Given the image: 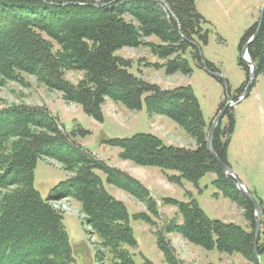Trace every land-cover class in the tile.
<instances>
[{
	"label": "trees",
	"instance_id": "obj_1",
	"mask_svg": "<svg viewBox=\"0 0 264 264\" xmlns=\"http://www.w3.org/2000/svg\"><path fill=\"white\" fill-rule=\"evenodd\" d=\"M164 1L179 22L164 4L153 0H0V83L19 80L23 74L37 75L99 121L103 120L105 99L138 111L145 98L148 114L171 118L194 137L197 146L168 145L155 134L136 133L109 140L121 149L120 155L138 165L177 171L174 177L195 184L207 173H215L218 187L243 206L246 218L255 225L253 205L220 170L207 147L208 126L193 88L162 89L131 73V62L116 55L124 47L147 45L164 60L162 66L169 75L192 72L189 54L200 66L217 71L200 52V43H207V32L202 33L204 17L195 0ZM257 29L258 22L245 33L241 46ZM151 37L159 42L145 41ZM248 51L257 74H264V16ZM240 63L249 74L242 58ZM71 69L83 70L87 80L73 85L64 77ZM245 88L239 89L240 94ZM226 116L228 124L218 126L214 148L228 164L227 148L235 118L229 110ZM42 156L75 165L77 170L76 177L56 186L46 198L34 186L36 164ZM101 162L79 146L73 133L61 128L49 109L15 105L0 111V264H76L63 215L50 203L71 191L81 202L101 245L114 254L117 264H135L126 249L135 242L127 207L106 191L96 170L106 169L110 179L117 176V184L135 195H143L146 189L125 172L116 167L107 169ZM120 177L130 184L119 181ZM174 204L182 211L184 223L173 228L168 225L158 236L159 247L170 264L184 263L167 231H177L205 249L244 253L254 260V230L247 232L233 222L212 220L192 199L174 200ZM263 251L264 244H259L258 253Z\"/></svg>",
	"mask_w": 264,
	"mask_h": 264
},
{
	"label": "rangeland",
	"instance_id": "obj_2",
	"mask_svg": "<svg viewBox=\"0 0 264 264\" xmlns=\"http://www.w3.org/2000/svg\"><path fill=\"white\" fill-rule=\"evenodd\" d=\"M195 3L198 12L204 17L202 33L207 32V43L199 45L201 55L205 62L217 69L220 76L215 77L190 54L188 59L192 72L169 75L162 66L164 60L147 45L124 47L116 55L131 62V73L162 89L190 85L199 100L209 130L221 105L225 106L230 98H239V89L249 82V74L240 63L248 42L242 46L241 43L245 33L258 22L264 0H195ZM145 41L159 42L154 37L146 38ZM22 77L0 83V111L15 105L49 109L59 120L61 128L74 134L81 148L97 160H103L101 163L107 169H120L144 186L143 190L146 189V192L143 191L145 197L141 192L135 195L117 184V176L110 179L106 169L96 170L106 191L123 201L127 207L128 222L135 242L126 249L132 254L135 264H170L159 247L158 236L165 232L168 225L173 228L184 223V215L174 200H195L212 220L233 222L247 232L255 229V225H251L246 218L243 206L228 197L215 183V173H207L195 184L174 177L179 174L177 171H162L156 166L138 165L120 155L121 149L109 140L128 138L136 133L161 136L168 145L190 149L197 146L194 137L171 118L148 114L145 98L138 111L107 98L102 106L103 120L99 121L85 112L81 104L66 98L63 91L50 88L37 75L23 74ZM64 77L73 85L87 80L85 72L79 69L66 70ZM229 111L235 118V127L227 148L228 164L262 202L261 208L264 209V74H257L248 95L231 106ZM227 124L228 117L225 115L220 126L225 128ZM74 166H67L52 156H42L35 168V188L44 198L48 197L56 186L76 177ZM227 177L233 182L232 177ZM120 178L119 181L130 184L127 179ZM132 186L135 188L136 185L133 183ZM50 203L63 215L76 264L119 262L108 248L101 245L100 237L88 223L82 204L75 194L72 195V191L68 196L54 199ZM166 235L184 264H254V260L244 253H226L217 247L205 249L189 242L177 231H167ZM259 244H264V224ZM260 264H264V251L260 255Z\"/></svg>",
	"mask_w": 264,
	"mask_h": 264
},
{
	"label": "water",
	"instance_id": "obj_3",
	"mask_svg": "<svg viewBox=\"0 0 264 264\" xmlns=\"http://www.w3.org/2000/svg\"><path fill=\"white\" fill-rule=\"evenodd\" d=\"M155 2H160L164 4V6L167 8V10L172 14V16L175 18L177 22H179L177 16L173 13L171 7L165 2L164 0H153ZM97 5V4H94ZM264 16V5L261 9L260 16L258 19V29L255 32V34L249 39L248 43L246 44L243 52H242V58L246 62V64L249 66V82L246 86V89L243 93V96L240 98L242 100L245 98L248 93L250 92L253 82L256 79L257 76V71H256V66L254 62L252 61L248 47L250 43L257 37L259 28L261 26L262 20ZM180 26V25H179ZM205 64V62H204ZM205 69L208 70V68L205 66ZM215 77L220 76L217 72H212L210 71ZM226 86L228 88V84L226 83ZM230 97V96H229ZM240 100L238 101H233L231 99L228 100L227 104L221 108L212 121L209 130H208V138H207V147L210 150L212 156L214 157L215 161L217 162L220 170L227 176L232 177L233 183L236 186V188L241 191L244 196L251 202L255 209V215H256V223H255V229H254V243H253V256H254V264H260V254L258 253V245H259V238H260V233H261V227H262V208L257 200V198L254 196V194L245 186L244 182L240 179V177L235 173V171L232 169L231 166H229L226 162H224L216 153L215 148H214V137L216 130L218 126L221 124L222 119L226 115L227 110L232 105H236Z\"/></svg>",
	"mask_w": 264,
	"mask_h": 264
},
{
	"label": "bare ground",
	"instance_id": "obj_4",
	"mask_svg": "<svg viewBox=\"0 0 264 264\" xmlns=\"http://www.w3.org/2000/svg\"><path fill=\"white\" fill-rule=\"evenodd\" d=\"M72 5H70L69 7H71ZM65 9V8H64ZM35 111V110H34ZM45 147V146H44Z\"/></svg>",
	"mask_w": 264,
	"mask_h": 264
},
{
	"label": "crops",
	"instance_id": "obj_5",
	"mask_svg": "<svg viewBox=\"0 0 264 264\" xmlns=\"http://www.w3.org/2000/svg\"><path fill=\"white\" fill-rule=\"evenodd\" d=\"M159 137H161V136H159ZM163 138V137H162Z\"/></svg>",
	"mask_w": 264,
	"mask_h": 264
}]
</instances>
